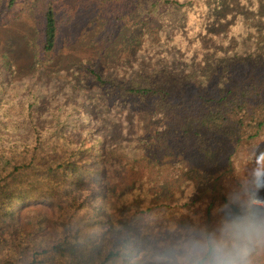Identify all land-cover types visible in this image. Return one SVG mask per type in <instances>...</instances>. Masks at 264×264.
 I'll list each match as a JSON object with an SVG mask.
<instances>
[{
  "label": "trees",
  "instance_id": "1",
  "mask_svg": "<svg viewBox=\"0 0 264 264\" xmlns=\"http://www.w3.org/2000/svg\"><path fill=\"white\" fill-rule=\"evenodd\" d=\"M162 7L160 26L145 32L153 55L146 61L80 65L88 76L73 73L64 83L45 65L59 39L51 7L36 74L18 80L1 58L0 127L17 136L10 151L0 149V264H152L155 242L173 228L213 224L238 178L251 173L255 153H264V0H166ZM11 77L20 89L29 77L31 96L19 101ZM84 98L95 112L115 106L123 133L114 134V117L109 124L101 112L88 116ZM12 115L25 120H3ZM93 119L102 141H92ZM30 200L56 207L65 228L56 242L34 235L48 217L29 216L35 229L18 224V207ZM99 206L108 215L92 223L101 229L95 247L62 254L73 239L64 213L77 218Z\"/></svg>",
  "mask_w": 264,
  "mask_h": 264
},
{
  "label": "rangeland",
  "instance_id": "2",
  "mask_svg": "<svg viewBox=\"0 0 264 264\" xmlns=\"http://www.w3.org/2000/svg\"><path fill=\"white\" fill-rule=\"evenodd\" d=\"M165 2L166 0H16L13 7H6L7 2L0 0V14L3 18L0 23V64L3 56V59H9L17 70L15 77L18 80L27 77L28 74H36L37 67L32 68V64L37 62L35 58L40 54L44 13L48 7L56 14L59 39L55 55L51 61L45 62V65L50 75L57 72L59 79L64 83L68 82V76L73 73H77L78 78L88 76L87 71L80 65L101 63L103 67L113 69L120 63L131 62L136 58L146 61L153 55L147 47L145 32L147 27L160 26V14ZM7 80L10 86H15L17 82L14 77ZM31 83L28 77L22 84L23 89L19 88V84L15 86L19 101L23 95L31 96L34 88V84ZM72 90L77 91V87H73ZM83 90L87 92L85 88ZM80 103L88 116L98 118L101 112L100 117L108 119L114 117L112 121L116 118L118 128H115L114 134L123 133L125 123L120 119L115 106L111 105L106 112H103V109L101 111L96 109L95 112L94 105L97 106L95 102L84 98ZM23 112L26 120L32 118L29 112L28 114L25 110ZM23 119L21 116L12 115L3 120L20 123ZM112 121L109 119V124H112ZM91 126L97 129L92 141H102L100 120L93 119ZM107 131L104 132L106 136ZM15 135L17 136L16 130L0 127V149L4 151V147L15 140ZM85 136L86 131L83 129L79 137ZM6 150L10 151V146ZM39 160L44 166L48 161L42 157ZM37 169L38 167H35L34 170ZM99 207L101 215H98L96 210L77 218H72L70 212L64 213V225L69 224V233L73 239L62 254L75 258L78 253H87L83 246L95 247L101 229H97L92 223L108 215L105 206ZM56 212V207L48 201L30 200L19 205L18 224L35 229L31 226L29 216L48 217L51 219L50 222L43 221V227L36 230L34 235L47 242H56L61 229L64 228L59 218L57 219ZM4 247L2 246L3 249Z\"/></svg>",
  "mask_w": 264,
  "mask_h": 264
},
{
  "label": "clouds",
  "instance_id": "3",
  "mask_svg": "<svg viewBox=\"0 0 264 264\" xmlns=\"http://www.w3.org/2000/svg\"><path fill=\"white\" fill-rule=\"evenodd\" d=\"M257 152L215 222L173 228L155 242L152 264H264V173Z\"/></svg>",
  "mask_w": 264,
  "mask_h": 264
}]
</instances>
